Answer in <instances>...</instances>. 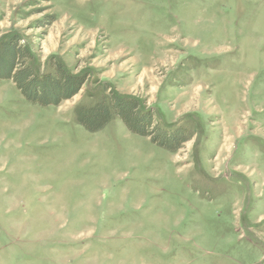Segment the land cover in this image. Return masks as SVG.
Segmentation results:
<instances>
[{"label":"rangeland","instance_id":"rangeland-1","mask_svg":"<svg viewBox=\"0 0 264 264\" xmlns=\"http://www.w3.org/2000/svg\"><path fill=\"white\" fill-rule=\"evenodd\" d=\"M12 34L89 75L47 106L0 81V264H264V0H0ZM113 92L191 138L77 121Z\"/></svg>","mask_w":264,"mask_h":264},{"label":"trees","instance_id":"trees-1","mask_svg":"<svg viewBox=\"0 0 264 264\" xmlns=\"http://www.w3.org/2000/svg\"><path fill=\"white\" fill-rule=\"evenodd\" d=\"M48 67L44 71L37 67L33 52L19 35L0 38V81H13L27 100L44 106L59 105L87 83L89 74L72 73L56 58L49 61ZM140 106L139 100L133 97L114 92L102 94L89 104H79L75 109L76 119L93 132L119 117L131 131L149 136L153 143L170 151L178 150L191 138V129L166 130L154 121L151 111L141 112Z\"/></svg>","mask_w":264,"mask_h":264}]
</instances>
